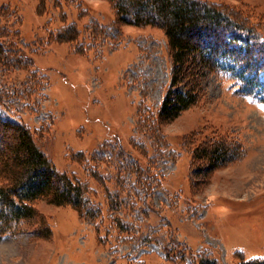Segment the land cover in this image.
<instances>
[{
    "label": "rangeland",
    "instance_id": "rangeland-1",
    "mask_svg": "<svg viewBox=\"0 0 264 264\" xmlns=\"http://www.w3.org/2000/svg\"><path fill=\"white\" fill-rule=\"evenodd\" d=\"M198 1L264 37V0ZM148 10L154 24L136 26L117 18L113 0H0V48L32 60L0 66V90L10 94L3 114L27 126L56 170L82 188L81 211L36 201L37 220L0 235V264L264 258V71L248 94L242 68L208 51L252 41L224 27L188 33L201 51L172 86L176 66L158 25L165 19ZM73 28L79 45L61 40ZM192 90L190 108L161 117L168 98ZM12 133L0 132L1 155ZM219 144L231 151L212 165L201 153Z\"/></svg>",
    "mask_w": 264,
    "mask_h": 264
},
{
    "label": "trees",
    "instance_id": "trees-1",
    "mask_svg": "<svg viewBox=\"0 0 264 264\" xmlns=\"http://www.w3.org/2000/svg\"><path fill=\"white\" fill-rule=\"evenodd\" d=\"M125 3L126 0H113L117 18L124 23L129 22L136 26L153 25V22L156 21L155 16H143L148 8L150 9L148 11H155L156 15L165 19L158 25L168 38L176 66L172 86L176 85L183 75L184 61L189 58V55L192 56L195 52L201 51L197 45L186 39L185 35L188 33L195 35V33L201 32L208 35L220 27L230 28L231 31H240L247 35V39L252 42L240 45L234 41L235 47H232V50L228 51L229 53L219 52L216 47L212 46L208 50L210 54L229 55L242 68L245 82L250 88L248 94H252L253 90H256L260 85L259 75L264 71V63L260 62L264 60V37L255 34L251 29L233 24L224 12L207 7L206 4L203 6L198 0H127V4ZM125 5H129L134 11L132 20H128L129 12ZM69 35L70 37H67L65 34L61 40L78 44L79 34H77L76 28H73ZM9 53L8 47L5 50L0 48L1 67L10 69L19 63L20 68L23 69L24 66L32 65L29 56H23L21 59L19 57L11 58L8 56ZM215 66L217 71L218 60L215 61ZM243 74H240L241 77ZM9 99L8 91L6 93L0 90V132L3 129L5 131L12 129L14 140L13 144L5 145L8 155L0 154V174L4 178V183H0V235H5L7 231L12 230L13 225L21 220H37L35 202L41 199H46L49 203L58 206L73 205L78 211L81 208L80 203H82V188L79 183L66 173L56 170L50 159L35 143L33 133L27 126L4 116L3 111L9 109ZM195 100L193 90L185 95L183 92L177 94L173 100L168 98L162 105L161 117L164 119L176 118L182 111L190 108ZM5 105L8 109L5 108ZM1 140L3 142L0 134ZM2 142L0 147H3ZM230 151L231 149L226 145L219 144L213 145L211 149L205 148L201 154L213 165V162L226 160ZM54 181L59 184H54ZM243 264H264V258H256Z\"/></svg>",
    "mask_w": 264,
    "mask_h": 264
}]
</instances>
